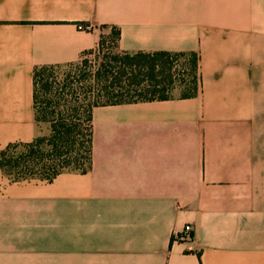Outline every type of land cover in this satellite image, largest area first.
<instances>
[{"label": "crops", "instance_id": "0c3cea01", "mask_svg": "<svg viewBox=\"0 0 264 264\" xmlns=\"http://www.w3.org/2000/svg\"><path fill=\"white\" fill-rule=\"evenodd\" d=\"M103 27L196 53L198 93L94 108L86 174L0 170V264H264V0H0V152L41 134L33 71Z\"/></svg>", "mask_w": 264, "mask_h": 264}, {"label": "trees", "instance_id": "16d2710c", "mask_svg": "<svg viewBox=\"0 0 264 264\" xmlns=\"http://www.w3.org/2000/svg\"><path fill=\"white\" fill-rule=\"evenodd\" d=\"M103 28L112 31L114 51L99 57L98 65L88 72L58 77L64 66L33 71L34 120L47 124L48 134L29 143L10 144L0 152V169L14 181L51 182L63 172L86 174L91 168L92 111L96 107L169 100L175 90L184 99L197 95L196 53L121 52L119 29ZM105 38L102 34L97 47L82 57L103 53ZM188 57L184 77L175 62Z\"/></svg>", "mask_w": 264, "mask_h": 264}, {"label": "rangeland", "instance_id": "374dc122", "mask_svg": "<svg viewBox=\"0 0 264 264\" xmlns=\"http://www.w3.org/2000/svg\"><path fill=\"white\" fill-rule=\"evenodd\" d=\"M104 36L106 37V44L104 45L103 53L101 52L98 56L97 52H93L86 56L80 58L77 62H75L71 66H64L59 69L60 73L58 77H63L65 74H78L80 71L88 72L90 69L96 67L99 63V57L106 55L109 52L114 51L113 48V35L110 29H105L103 32ZM188 60L187 59H180L179 61L175 62L176 66L178 67L180 75H184L186 77L188 73ZM63 75V76H62ZM61 79V78H60ZM180 90H175L172 92L171 97H180ZM40 135H47L48 134V125L47 124H40ZM1 170V169H0ZM2 171V170H1Z\"/></svg>", "mask_w": 264, "mask_h": 264}, {"label": "built area", "instance_id": "2783aa9c", "mask_svg": "<svg viewBox=\"0 0 264 264\" xmlns=\"http://www.w3.org/2000/svg\"><path fill=\"white\" fill-rule=\"evenodd\" d=\"M80 29H87V27L81 26ZM176 240L178 241H183V242H188L191 241L192 239V227L191 226H186L182 233L176 235Z\"/></svg>", "mask_w": 264, "mask_h": 264}]
</instances>
